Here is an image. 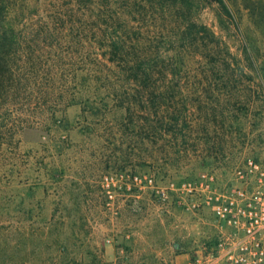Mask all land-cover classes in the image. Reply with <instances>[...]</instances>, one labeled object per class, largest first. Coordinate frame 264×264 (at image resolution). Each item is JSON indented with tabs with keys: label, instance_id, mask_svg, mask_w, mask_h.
I'll use <instances>...</instances> for the list:
<instances>
[{
	"label": "rangeland",
	"instance_id": "374dc122",
	"mask_svg": "<svg viewBox=\"0 0 264 264\" xmlns=\"http://www.w3.org/2000/svg\"><path fill=\"white\" fill-rule=\"evenodd\" d=\"M4 1L9 19L30 30L57 4ZM219 2L115 0L145 37L166 42L193 21L233 54L231 84L204 79L207 60L188 58V117L170 135L120 127L121 113L86 116L66 98L49 106L64 119L56 138L34 124L5 142L15 112L0 111V264H190L247 238L218 215L231 202L262 212L264 228V0H224L231 16Z\"/></svg>",
	"mask_w": 264,
	"mask_h": 264
},
{
	"label": "trees",
	"instance_id": "16d2710c",
	"mask_svg": "<svg viewBox=\"0 0 264 264\" xmlns=\"http://www.w3.org/2000/svg\"><path fill=\"white\" fill-rule=\"evenodd\" d=\"M219 1L231 16L224 0ZM9 16V5L0 0V111L15 112V124L4 125L5 142L34 124L49 126L55 137L64 119L49 106L53 99L59 103L66 98L70 104H84L86 116L121 113L120 127L139 126L149 138L170 135L188 117L190 95L183 93L188 58L207 60L210 67H204L203 78L208 81L237 80L230 74L235 72L230 49L222 52L221 37L193 21L181 35L164 42L158 35L145 37L141 27L131 25L116 9L115 0H57L49 23L32 30L18 27ZM43 34L47 38L40 41ZM47 49L49 57L43 54ZM247 58L252 60L250 54ZM210 69L214 77L207 74ZM181 97L184 109L179 106ZM109 100L115 103L113 108Z\"/></svg>",
	"mask_w": 264,
	"mask_h": 264
},
{
	"label": "built area",
	"instance_id": "2783aa9c",
	"mask_svg": "<svg viewBox=\"0 0 264 264\" xmlns=\"http://www.w3.org/2000/svg\"><path fill=\"white\" fill-rule=\"evenodd\" d=\"M230 204L217 206L218 215L230 225L247 230V238L228 245L221 243L216 251L200 255L190 264H264V228L257 229L262 212L250 210L247 215L234 202Z\"/></svg>",
	"mask_w": 264,
	"mask_h": 264
}]
</instances>
